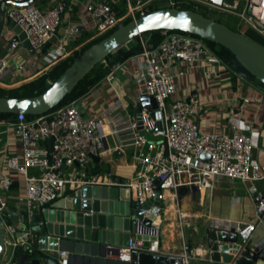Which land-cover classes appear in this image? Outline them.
Returning a JSON list of instances; mask_svg holds the SVG:
<instances>
[{
	"label": "built area",
	"instance_id": "built-area-1",
	"mask_svg": "<svg viewBox=\"0 0 264 264\" xmlns=\"http://www.w3.org/2000/svg\"><path fill=\"white\" fill-rule=\"evenodd\" d=\"M154 1L156 0H49L44 9H39L36 3L26 6L12 3L5 8V17L16 22L25 33L30 44L29 53L41 54L45 51L44 56L48 59V64H51L66 57L69 54L66 47L68 43L75 41L86 31L85 23L75 16L77 5H81L92 22V34L86 40L88 42L116 29L127 19H135L147 13L149 5ZM163 1L168 6H175L180 0ZM120 2L125 6L122 14L113 8V5ZM260 2L258 12H255V5L250 3L237 15L243 24L264 36V0ZM235 3L233 6L223 3L220 9L233 12ZM160 36V42L153 46L149 43V36L139 35L141 49L133 55L137 62L133 85L138 90L136 100L142 94L155 100L159 119L151 117L149 111L142 108L140 120L146 131L160 135L161 139H147L138 132L135 116L127 112L122 97H118L112 108L88 118L82 116L75 99L40 115L28 117L24 113L15 114L12 126L21 147L17 154L6 155L3 160L5 167L22 175L24 207L28 217L41 212L58 199L78 196L81 188L86 185L127 189L135 201V208L141 210L143 216L157 208L156 217L150 225L155 231L154 238L145 246L143 239H137L133 235L127 245L118 246V255L113 256L123 262H131L133 253H160V219L164 211L162 205L168 198L167 192H171L173 200H177L178 188L212 189L214 179L219 176L242 182L257 181L264 177L258 162L253 161L254 145L248 133L234 124L231 133L203 131L198 122L201 108L198 95L189 94L188 101L184 97H172L177 93L178 76L193 70L214 76L228 70L227 66L204 39L198 36L169 29H161ZM52 37H55L54 42L46 48ZM19 45L18 40H11L4 45V55H0V75L8 67L6 56L14 57ZM102 62L105 63L104 60ZM176 62L182 68L178 72H170V65ZM17 67L23 68L22 65ZM229 73L240 79L244 78L235 72ZM112 78L111 69L103 80L110 82ZM120 109L124 112L123 115L118 112ZM117 122H120V127H115ZM120 130H129L130 140L109 147L108 135ZM121 146L131 148L133 159L131 174L124 181L111 179L113 174L110 172L100 177L88 172L94 156ZM203 153L208 157H203ZM30 170L33 172L30 173ZM155 182H158V186H155ZM155 198L159 201L158 205L150 201ZM251 199L256 222L238 223L235 227L242 246L248 244L257 223L264 217V192L255 190L251 193ZM5 206L0 197V211ZM185 217L178 209V223L189 225ZM6 228L12 234L15 232L13 226L8 225ZM24 231L28 234V231ZM18 239L19 242L12 241L14 246L26 240L24 237ZM53 257L59 264H68L69 252L59 249L54 252ZM175 264H189L188 255L184 253L177 258Z\"/></svg>",
	"mask_w": 264,
	"mask_h": 264
},
{
	"label": "water",
	"instance_id": "water-1",
	"mask_svg": "<svg viewBox=\"0 0 264 264\" xmlns=\"http://www.w3.org/2000/svg\"><path fill=\"white\" fill-rule=\"evenodd\" d=\"M38 0H2L0 3V36L6 27L12 32L11 40H18L30 48L25 33L19 25L5 17L8 2L18 6L35 4ZM233 6L238 0H222ZM179 30L199 36L200 38L220 44L229 49L238 62L264 84V45L229 26L206 16L198 11L165 6L153 9L118 26L110 34L92 43L81 51L64 71L54 79L41 93L33 96L8 97L0 95V113L40 115L57 106L77 83L107 55L125 45L136 36L153 30ZM55 37L46 44L54 42ZM189 98H186L188 101ZM135 119L138 132L147 139L159 140L160 135L146 131L141 125V110L145 108L151 117L159 119L156 102L151 96L142 94L136 102ZM159 124V121L157 122ZM52 140L49 147L52 148ZM107 147V146H105ZM119 150H114L117 156ZM203 157H208L206 153ZM94 161L99 157L94 156ZM92 168L89 166L88 172ZM111 179L124 181L118 176ZM158 186V182H155ZM151 202L159 204L157 198ZM147 206V204H144ZM158 212L154 208L145 213L135 208V201L127 189L117 186L86 185L79 195L58 199L41 212L32 214L23 223L22 244L13 245L15 235L10 233L2 223L0 213V264H55L50 263L53 253L59 249L69 252L68 264L96 261L105 263L108 254L118 255V246L128 244L129 238L135 236L149 244L155 231L150 228L151 221ZM15 230V227H14ZM7 237V241L5 239ZM207 254L216 264H264V258L257 256V250L242 246L233 230L209 228L206 232ZM19 242V239H17ZM177 257L165 253H133L131 262L116 260V264H175ZM111 263L112 261H108Z\"/></svg>",
	"mask_w": 264,
	"mask_h": 264
},
{
	"label": "crops",
	"instance_id": "crops-1",
	"mask_svg": "<svg viewBox=\"0 0 264 264\" xmlns=\"http://www.w3.org/2000/svg\"><path fill=\"white\" fill-rule=\"evenodd\" d=\"M79 1L84 2L85 0ZM190 1L200 4L209 11H220V7L223 5L222 0ZM250 3L255 5V12H258V7L261 4L260 0H238L235 3V9L230 13L238 17L237 14L243 12ZM10 4L12 3L8 2L5 8ZM75 12L76 18L82 20L86 26V31L82 35L86 33L92 34V22L89 25L88 13L81 5H77ZM1 35L13 37L12 32L6 27L3 28ZM82 35L78 38L82 37ZM258 35L262 37V35ZM247 36L258 42L257 39L250 35ZM88 38L86 37L74 46H70L72 42H69L66 46L69 54L66 57L79 50L87 42ZM262 38L264 39V36ZM7 40V38H0V55H4V45L7 44ZM76 47L78 49L75 50ZM6 60L8 67L0 75V88L4 89L16 88L30 82L49 71L61 61L58 60L48 64L47 58L39 60L35 57V54L29 53L28 48L21 43L15 51L14 57L6 56ZM136 64V58L134 56L129 57L112 69L113 78L110 82L102 79L87 94L76 99L75 104L82 116L88 118L102 114L105 110L113 107L118 97L125 99L126 96H129L130 91L133 94L131 96L132 100L137 104L138 91L137 93L135 92L136 88L133 85V73ZM18 65H22L23 68L19 69ZM181 68L180 63L176 62L170 65L169 71L178 72ZM242 80L244 79L232 78L228 70L221 71L214 76L205 75L196 70L188 71L177 77L176 95L184 98H188L189 94L198 95L201 102L198 122L203 131L231 133V127L234 124L248 133L252 137L254 145L253 161L258 162L261 173L264 174V89L251 84V81L245 87ZM211 83L212 85L215 84V86H211ZM118 112H120V115L124 114L121 109ZM5 123H9L11 129L6 130L5 136H2L0 131V197L6 204L5 209L1 210L0 213L3 214L4 211L12 213L10 218L12 225L10 226L15 227L13 240H17L22 237L23 223L28 224L29 227L33 224L29 223L27 214H23L25 212V196L22 175L5 167L3 162L6 155L17 154L21 147L19 137L14 132L12 121L6 118L0 119V125ZM114 125L115 127L121 126L120 122ZM130 138L131 132L129 130H120L117 133L108 135L107 144L109 147L118 146L120 143L129 141ZM116 150L120 151L117 156L113 155L114 150H105L98 156L99 160H93V162L113 164L114 169L108 172L124 179L131 174L130 165L133 161L131 148L121 146ZM91 168L92 175L102 176L93 173L92 164ZM257 189L264 192V177L257 181L242 182L219 176L214 179L212 189L178 188L177 200H173L172 193L167 192L168 198L162 205L164 211L162 219H160L159 252L170 254L177 258H180L185 253L188 255L189 264H216L211 262L210 256L206 253L205 236L207 230L209 228H222L235 231L238 223L256 222L253 214L251 193ZM178 209L185 214V220L189 225L178 223ZM1 220L7 227L8 224H6V218L3 215ZM13 240L11 239V242ZM246 247L256 249L257 256L264 258V217L257 223ZM105 258V263L89 260L85 263L80 262V264H116V259L113 255L108 254ZM109 260L112 262L109 263ZM49 262L59 264L58 260L53 256Z\"/></svg>",
	"mask_w": 264,
	"mask_h": 264
},
{
	"label": "trees",
	"instance_id": "trees-1",
	"mask_svg": "<svg viewBox=\"0 0 264 264\" xmlns=\"http://www.w3.org/2000/svg\"><path fill=\"white\" fill-rule=\"evenodd\" d=\"M179 8L184 9H191L198 12H201L200 9L203 8L200 4H197L190 0H180L175 5ZM161 6H157L155 4H150L148 11H151L156 8H160ZM113 8L118 10L119 14H122L125 11V6L123 2H120L118 4L113 5ZM130 19H127L125 21L128 22ZM113 30L108 31L107 33L98 36L88 42H86L83 46L80 47L79 50L74 52L72 55H69L65 59L59 61L57 64H55L49 71L41 74L34 80L24 83L21 86H18L16 88L12 89H4L0 88V95L1 96H8V97H17V96H33L36 94L41 93L44 91L51 82L56 79L63 71L64 69L70 65V63L74 60V58L85 48H87L92 43H95L102 39L103 37L110 34ZM179 31V30H178ZM182 32V31H181ZM91 33H86L82 35V37L76 39L74 42L70 44V46H74L81 41H83L86 37H89ZM143 35H149V43L153 46H156L160 40V30H153L149 32L143 33ZM194 35V34H193ZM197 36V35H195ZM199 37V36H198ZM262 41H259L262 45H264V39L261 38ZM209 48L222 60V62L227 66L229 71L235 72L236 74L246 78L247 80H257L252 74H250L249 71H247L235 58V56L232 54V52L227 49L226 47L217 44L212 41L204 40ZM141 49V44L139 40V36H136L134 39L127 42L125 45L119 47L111 54L107 55L102 61L96 64L78 83L77 85L71 90V92L65 96V98L57 105H63L68 103L71 100L78 99L82 97L83 95L87 94L90 89H92L95 85H97L99 82L102 81V79L105 78L107 73L113 69L114 67L120 65L123 61L128 59L129 57L137 54ZM232 78H235V76L232 74ZM260 85L264 87V84H262L259 80H257ZM28 117H31V115H28ZM9 119V121H13L15 118L14 114L11 113H0V119ZM12 213L10 211H4L3 216L6 218V224L12 225L11 221V215ZM25 214V212H23Z\"/></svg>",
	"mask_w": 264,
	"mask_h": 264
},
{
	"label": "rangeland",
	"instance_id": "rangeland-1",
	"mask_svg": "<svg viewBox=\"0 0 264 264\" xmlns=\"http://www.w3.org/2000/svg\"><path fill=\"white\" fill-rule=\"evenodd\" d=\"M48 2L49 0H38L36 2V6L39 8V9H44L47 7L48 5ZM153 4L157 5V6H161V7H165V6H168V3L163 0H156L153 2ZM221 4V3H219ZM200 13L206 15V16H209L227 26H229L230 28L236 30V31H239L241 33H244L246 35H250L251 37H253L254 39H257L259 41H262V37H260L258 34V32H256L254 29H252L249 25L247 24H243L241 19L237 16H235L234 14L230 13V12H227V11H209L205 8H202L200 9ZM87 17L89 18V16L87 15ZM90 20V19H89ZM90 22L91 20L89 21V25H90ZM92 24V23H91ZM146 36V35H145ZM0 38H7L8 42L11 40L10 37L8 36H4V35H1ZM47 51V50H46ZM46 52L44 51L43 53L41 52V54H35L33 52H31L32 55L35 54V57H37V59H44L45 54ZM244 80H242V83H243V86H248L249 85V81L250 80H247L246 78H243ZM248 81V82H247ZM251 84H254L255 86H258L260 88H263L264 87L262 85L259 84V82L256 80H251ZM211 86H215V84L212 85V83L210 84ZM135 87V86H134ZM132 88V86H131ZM137 88L135 89V92L137 93ZM132 92L130 91L129 92V96H126L125 99H123V103L126 107V110L128 113H130L131 115H134L135 113V102L132 100ZM172 97H178V98H181L180 96H177V95H173ZM7 129H11V127L9 126V123H5L4 125H0V131L2 132V136H5L6 134V130ZM11 155V154H9ZM90 164L93 165V173L94 174H99V175H102L103 173H106L108 171H112L114 169L113 167V164H107V163H95L93 161L90 162ZM33 171L30 170V173H32ZM163 225V224H162Z\"/></svg>",
	"mask_w": 264,
	"mask_h": 264
},
{
	"label": "bare ground",
	"instance_id": "bare-ground-1",
	"mask_svg": "<svg viewBox=\"0 0 264 264\" xmlns=\"http://www.w3.org/2000/svg\"><path fill=\"white\" fill-rule=\"evenodd\" d=\"M168 209V208H167ZM173 216V215H172ZM171 219V218H170ZM171 221V220H170Z\"/></svg>",
	"mask_w": 264,
	"mask_h": 264
}]
</instances>
